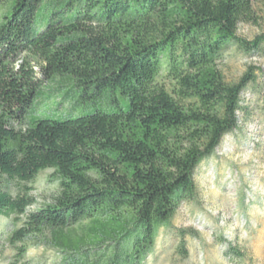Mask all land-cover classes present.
I'll return each mask as SVG.
<instances>
[{
  "label": "trees",
  "instance_id": "trees-1",
  "mask_svg": "<svg viewBox=\"0 0 264 264\" xmlns=\"http://www.w3.org/2000/svg\"><path fill=\"white\" fill-rule=\"evenodd\" d=\"M261 4L0 0V216L20 224L10 242L49 233L69 255L108 254L69 264H143L178 209L198 201L196 169L238 128L259 84L260 67L227 81L219 65L234 48L264 55V35H238ZM58 79L72 83V108L36 114L44 82ZM47 169L57 194L29 211L30 184ZM226 254L246 258L232 244Z\"/></svg>",
  "mask_w": 264,
  "mask_h": 264
},
{
  "label": "rangeland",
  "instance_id": "rangeland-1",
  "mask_svg": "<svg viewBox=\"0 0 264 264\" xmlns=\"http://www.w3.org/2000/svg\"><path fill=\"white\" fill-rule=\"evenodd\" d=\"M4 7L0 5V20ZM257 14L256 21L240 24L239 36L253 40L264 35V10H257ZM249 65L260 67L262 73L258 86L250 87L243 96L245 109L240 113L238 128L227 134L216 152L196 169L198 201L184 203L178 209L172 229L160 230L155 248L143 264H264V55L234 48L219 66L227 81H236ZM71 89L70 81H45L33 111L64 114L74 101ZM66 90L69 96H64ZM58 184L53 169L41 172L30 184L36 203L29 211L51 203ZM85 224L77 226L78 234L83 233ZM19 226L11 218L0 216V264H69L87 255L89 263H101L108 257L107 253L100 256L104 247L84 250L83 254L64 253L54 246L49 233L12 244L10 238ZM177 231L184 232L188 257L178 253ZM229 244L240 248L246 258L239 260L226 254ZM20 248H26L22 256Z\"/></svg>",
  "mask_w": 264,
  "mask_h": 264
}]
</instances>
